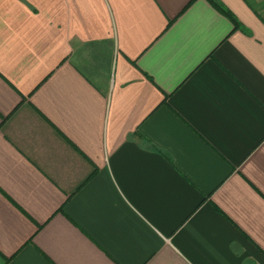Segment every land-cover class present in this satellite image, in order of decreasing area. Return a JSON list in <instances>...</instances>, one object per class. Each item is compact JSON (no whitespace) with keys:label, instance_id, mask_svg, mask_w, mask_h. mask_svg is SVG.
Masks as SVG:
<instances>
[{"label":"crops","instance_id":"obj_1","mask_svg":"<svg viewBox=\"0 0 264 264\" xmlns=\"http://www.w3.org/2000/svg\"><path fill=\"white\" fill-rule=\"evenodd\" d=\"M0 0V264H264V2Z\"/></svg>","mask_w":264,"mask_h":264},{"label":"trees","instance_id":"obj_2","mask_svg":"<svg viewBox=\"0 0 264 264\" xmlns=\"http://www.w3.org/2000/svg\"><path fill=\"white\" fill-rule=\"evenodd\" d=\"M213 6H215L221 13L227 16L234 25V28L238 26V22L236 18L232 15V13L224 7L218 0H208Z\"/></svg>","mask_w":264,"mask_h":264},{"label":"built area","instance_id":"obj_3","mask_svg":"<svg viewBox=\"0 0 264 264\" xmlns=\"http://www.w3.org/2000/svg\"><path fill=\"white\" fill-rule=\"evenodd\" d=\"M263 2H264V0H263Z\"/></svg>","mask_w":264,"mask_h":264}]
</instances>
